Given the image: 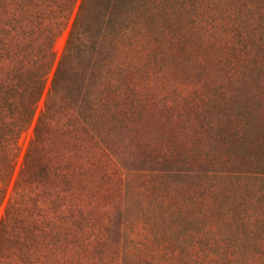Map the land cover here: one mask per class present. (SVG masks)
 Returning a JSON list of instances; mask_svg holds the SVG:
<instances>
[{"label": "trees", "instance_id": "16d2710c", "mask_svg": "<svg viewBox=\"0 0 264 264\" xmlns=\"http://www.w3.org/2000/svg\"><path fill=\"white\" fill-rule=\"evenodd\" d=\"M224 3L155 132L141 99L178 0H0V264H138L125 200L170 253L264 259V0Z\"/></svg>", "mask_w": 264, "mask_h": 264}, {"label": "rangeland", "instance_id": "374dc122", "mask_svg": "<svg viewBox=\"0 0 264 264\" xmlns=\"http://www.w3.org/2000/svg\"><path fill=\"white\" fill-rule=\"evenodd\" d=\"M224 2L225 0H178L177 35H172L168 39L162 60L163 66L157 71L149 69L145 88L146 94L141 99L145 105L143 115L147 113L149 126L153 127L155 132L162 128V122L174 118L179 103L180 90L187 91L196 85L195 68L193 67L194 62L197 60L196 42L200 41L204 44L203 51L211 48L207 44V33L209 32L207 25L210 20L214 22L219 19L216 11H218L217 14H220L219 10L224 8ZM172 42L173 44H171ZM63 44L64 38L56 42L57 54L61 52ZM149 66L152 67V65ZM42 102L40 101L39 107L42 106ZM29 133L23 134L20 139L22 149L28 141ZM155 140V151L162 152V148L159 147V136ZM142 165L143 167L146 165L143 160L133 158V168H141ZM133 202V200H125L124 208L120 211L117 209L116 214H120L116 216V222L120 224L117 226L119 229L121 228L120 233L126 231L134 236L131 242L125 243V246L136 263L222 264L217 258L218 253L231 256L234 247L221 248L218 253L208 251L207 254L211 256L201 257L199 260L196 257L199 252H195V249L190 250L189 255L181 252H168L165 239H152L140 234L142 225L130 217V206L133 205ZM125 219L128 220V223L123 222ZM121 234L124 236L125 232ZM175 243H177V239H175ZM227 259L224 258L223 260ZM107 262L108 264H114L113 261L109 262L107 260ZM253 264H264V259H259Z\"/></svg>", "mask_w": 264, "mask_h": 264}]
</instances>
